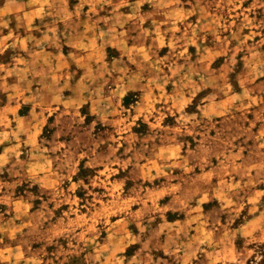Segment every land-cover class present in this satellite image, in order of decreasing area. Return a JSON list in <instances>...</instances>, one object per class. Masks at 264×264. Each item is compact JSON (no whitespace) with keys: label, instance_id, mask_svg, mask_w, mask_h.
I'll return each instance as SVG.
<instances>
[{"label":"clouds","instance_id":"clouds-1","mask_svg":"<svg viewBox=\"0 0 264 264\" xmlns=\"http://www.w3.org/2000/svg\"><path fill=\"white\" fill-rule=\"evenodd\" d=\"M0 264H264V0H0Z\"/></svg>","mask_w":264,"mask_h":264}]
</instances>
